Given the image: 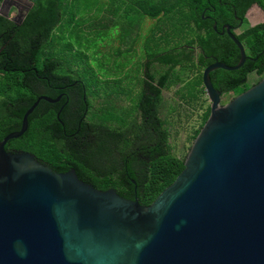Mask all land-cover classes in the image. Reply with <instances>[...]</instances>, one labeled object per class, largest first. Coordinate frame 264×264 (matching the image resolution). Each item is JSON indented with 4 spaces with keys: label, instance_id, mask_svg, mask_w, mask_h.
Listing matches in <instances>:
<instances>
[{
    "label": "water",
    "instance_id": "95a60500",
    "mask_svg": "<svg viewBox=\"0 0 264 264\" xmlns=\"http://www.w3.org/2000/svg\"><path fill=\"white\" fill-rule=\"evenodd\" d=\"M4 2L0 15L17 25L32 6L9 17ZM227 27L239 60L203 68L208 118L181 172L148 205L98 189L74 168L57 172L31 152L6 151L49 100L36 98L0 140V264H264V76L221 104L209 73L247 58Z\"/></svg>",
    "mask_w": 264,
    "mask_h": 264
},
{
    "label": "trees",
    "instance_id": "16d2710c",
    "mask_svg": "<svg viewBox=\"0 0 264 264\" xmlns=\"http://www.w3.org/2000/svg\"><path fill=\"white\" fill-rule=\"evenodd\" d=\"M30 1L32 6L20 25L0 15V72H22L32 68L40 72L41 63L59 62L58 58L49 53L45 54L44 46L50 41L54 28L61 23L66 4L75 0ZM111 3L116 11L127 8V3H130V13L138 14L140 18L155 20L159 34L166 21L173 19V16L178 17L183 25L182 35L187 37L193 33L192 37H187L188 41L185 43L197 44L203 53L196 59L178 53L170 62L166 53L160 54L161 48L158 47V61L164 65L170 62V65L155 79L158 87L153 85L156 88V96L149 107L138 108L134 96L131 97L130 105H126L123 100L129 96L108 97L103 77L93 80H98L102 85L96 89L89 85L91 79L86 81L76 73L86 89L85 97L89 109L85 112V104L80 98L77 111H62L59 117H56L55 110L44 111L41 103H38L28 116V128L18 145L33 153L39 161L54 171L64 172L72 167L79 178L90 181L96 188H114L121 196L129 199L136 197L141 204L148 205L173 182L183 169L185 159L173 154L169 142L170 125L165 124V117L159 116L160 104L163 101L161 88L183 82L182 86L175 90L179 96L198 99L199 94L205 92L202 73L192 78L193 84L190 88V80L183 81L181 77V73L186 70V62L193 61L203 69L212 61L209 56L211 54L227 65H234L239 60V50L232 39L227 35L222 37L216 34L212 26L214 22L203 20L202 15L209 12L208 8L214 9L209 13L219 29L224 22L237 24L235 15L244 22L249 8V11L256 9L253 5L264 11V0H109V5ZM74 17L73 15L69 19L70 24H73ZM184 27L191 28L190 33L185 34ZM203 30L204 34L201 33ZM236 37L244 46L247 55L244 64L235 70L218 68L209 73L214 87L232 96L251 86L247 82L251 72L257 74L258 81L264 76V20L244 26ZM163 38L161 34L159 41ZM177 47L174 46V51ZM225 51L230 53L228 57H225ZM205 56H208L207 59ZM170 72L172 81L166 85V76ZM152 79L154 80V76ZM82 94L83 92H80V97ZM2 96L7 97L3 104L10 103L9 105L16 108L7 109L0 104V138L4 132L17 127L23 113L36 98L34 86L30 83L27 86L21 79L6 76L0 77V99ZM21 99L25 102L20 103ZM121 100L124 104H118ZM208 115L209 106L202 115L200 127L193 133V139ZM71 132L74 134L69 137L67 134ZM74 135L78 138L82 135L85 143L89 139L95 143V149L87 151L89 155L94 152L106 154V173L98 176L90 174L87 178L82 176L84 167L79 162L82 144L73 139ZM12 141L16 142L17 139Z\"/></svg>",
    "mask_w": 264,
    "mask_h": 264
},
{
    "label": "rangeland",
    "instance_id": "374dc122",
    "mask_svg": "<svg viewBox=\"0 0 264 264\" xmlns=\"http://www.w3.org/2000/svg\"><path fill=\"white\" fill-rule=\"evenodd\" d=\"M22 1L26 5L30 2V0ZM7 4L6 1L2 11L6 10ZM127 4L126 9L116 11L114 4L111 3L104 13L98 9L92 15H88L87 1L68 2L61 23L54 28L50 41L44 46L45 54L49 53L63 62L74 63L79 77L86 81L91 79L88 82L89 85L99 89L102 86L101 83L93 80L101 79L109 74H120V70L116 71L118 65H128L129 71L137 69L134 58L141 57L144 47L152 48L160 45L161 42L179 46L188 41L187 37L193 36V33H190L191 28L185 27V34L188 32L190 34L187 37L182 35V22L175 16L162 25L159 34L155 20L140 18V15L130 13L131 4ZM253 6L256 9L249 11L251 9L249 8L246 12L243 27L264 20V11L257 5ZM8 12L9 17H15L17 13L15 8L9 9ZM73 15L74 22L70 24L69 19ZM243 27L236 32L239 33ZM161 34L164 38L159 41ZM185 68L181 77L183 81L190 80L188 85L191 88L192 78L202 73L203 69L193 61L186 62ZM257 81V74L251 72L247 77L248 84L252 85ZM182 84L183 82L173 85L166 93L169 102L173 105L172 111L167 115L170 125L169 142L173 154L181 158L186 157L194 140L193 133L200 127L202 115L210 103L205 92L200 93L196 101L191 103L184 101L175 91ZM232 97V94H223L221 104ZM118 104H124V101L121 100Z\"/></svg>",
    "mask_w": 264,
    "mask_h": 264
},
{
    "label": "flooded vegetation",
    "instance_id": "af4514ba",
    "mask_svg": "<svg viewBox=\"0 0 264 264\" xmlns=\"http://www.w3.org/2000/svg\"><path fill=\"white\" fill-rule=\"evenodd\" d=\"M6 1L10 4H13L11 8H15L17 12L16 15L19 13L17 8H19L20 10H24L26 7V4L22 0H5L3 6L6 3ZM213 10L214 9L208 8L207 11L211 12ZM209 12L206 15H202V19L212 20L216 24V21L213 20V17ZM17 19L18 18L16 17V20ZM235 20L238 21L237 24L224 22L220 25L219 29L217 27L216 28L213 27L215 33L222 37L225 35L229 37V33L227 30L228 28L227 26H229L230 32H232L235 35L239 34L242 30L239 33L236 32V30L242 27L243 19L235 15ZM203 32L204 30L201 33L204 34ZM160 45H155L152 48L144 47V50H142L141 57L134 58L135 59L134 62L138 66L137 69H133V71H129L128 65H122V66L118 65L116 71L120 70L121 72L120 74H112V75L109 74L103 77L104 89L106 90V94L108 95V97H110L111 95H119L124 97L129 96V98H123V100L125 101L126 105H130L131 97L134 96L136 97V104H137L136 106L138 108L142 106L149 107L156 96V88H154L153 85L158 87L155 79H157L159 73L168 69L173 56L177 55L178 53H181L180 54L181 56L182 55L189 56L191 58L196 59L201 52L203 53V51L199 48V46L194 43L191 44L182 43L180 46L177 47L178 49L176 51H174V46L170 45L169 42L165 44L161 42ZM158 46H160L161 48L160 54L166 53L167 58L170 59L169 64L164 65L158 61L157 59L159 55ZM164 47L165 49H163ZM182 48H184V51H182ZM229 55L230 53L225 51V57H228ZM209 56L211 57L212 60L211 62H213L216 59V57L212 54ZM205 57L207 59L208 56ZM40 68L42 69V71L40 72L37 70H33V68L32 70L27 69V71H22V72H17V71L0 72V77L6 76V77H14L17 79H21L27 86L30 83L32 86H34L36 98L46 97L49 99L46 100L42 98L39 101V103H41L42 109L44 111L55 110L56 117H59V113L62 111H69L71 113L77 111V109L80 107V98L81 101L84 102L85 104V112L86 110L89 109L85 97L86 89L83 83L77 77L76 72L74 71L76 68V65L74 63L63 62L62 60H59V62L55 64L50 61H45L44 63H41ZM152 76H154V80L152 79ZM171 81H172V73L170 72V74L166 76L165 84L167 85V83ZM171 87L172 84L167 87H162L160 90V95L163 101L160 104L159 116L162 118L163 117L166 118L167 120L165 123L166 125L167 124L169 125L167 115L173 109V105L169 102L168 95H166V93L169 92V88ZM80 92H83L82 97H80ZM223 94H225V92H222V95ZM6 98L7 97L2 96V98L0 99V104H2V106L7 109L16 108L9 105L10 103L3 104L4 101H6L5 100ZM181 98L189 103L196 101V99L193 97L192 98L181 97ZM22 102L25 101L21 99L20 103ZM226 102L227 101H224L223 104ZM208 106L210 107V103L208 104ZM70 116H72V114H70ZM20 125H21V120L20 123L17 125V127L13 130L19 129ZM11 131L4 132L0 140ZM73 134L74 133L71 132L70 134L67 135L70 137ZM22 136L23 135H21L18 138H14L17 139L16 142L12 141V139L8 140L4 146L5 150L26 151L23 148L19 147L18 145V143H20L23 139ZM73 139L79 142L80 144H82L81 145L82 151L81 154L79 155V162L84 167V169L82 170V176L87 178L90 177V174H94L98 176L99 174L103 175L104 173H106L108 170V159L106 154H99L98 152H94L91 153V155H89L87 151L89 149H95V143L90 139L88 141L86 140L85 143L84 141L85 139L82 135L81 138H78L77 135H74Z\"/></svg>",
    "mask_w": 264,
    "mask_h": 264
},
{
    "label": "crops",
    "instance_id": "0c3cea01",
    "mask_svg": "<svg viewBox=\"0 0 264 264\" xmlns=\"http://www.w3.org/2000/svg\"><path fill=\"white\" fill-rule=\"evenodd\" d=\"M83 1L89 2L87 4L88 15H92L95 12V10L98 9L101 10L102 13H104L109 8V0H83ZM130 1H134V0H130ZM146 19L152 20L148 17H146Z\"/></svg>",
    "mask_w": 264,
    "mask_h": 264
}]
</instances>
